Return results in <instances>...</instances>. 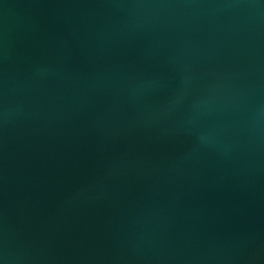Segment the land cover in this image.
Wrapping results in <instances>:
<instances>
[{"label": "water", "instance_id": "water-1", "mask_svg": "<svg viewBox=\"0 0 264 264\" xmlns=\"http://www.w3.org/2000/svg\"><path fill=\"white\" fill-rule=\"evenodd\" d=\"M0 264H264V0H0Z\"/></svg>", "mask_w": 264, "mask_h": 264}]
</instances>
